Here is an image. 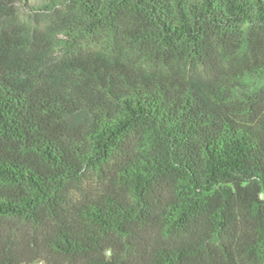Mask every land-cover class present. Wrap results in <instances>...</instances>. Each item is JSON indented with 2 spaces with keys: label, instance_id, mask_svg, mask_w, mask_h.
<instances>
[{
  "label": "trees",
  "instance_id": "1",
  "mask_svg": "<svg viewBox=\"0 0 264 264\" xmlns=\"http://www.w3.org/2000/svg\"><path fill=\"white\" fill-rule=\"evenodd\" d=\"M28 1L0 0V264H264V0Z\"/></svg>",
  "mask_w": 264,
  "mask_h": 264
},
{
  "label": "rangeland",
  "instance_id": "2",
  "mask_svg": "<svg viewBox=\"0 0 264 264\" xmlns=\"http://www.w3.org/2000/svg\"><path fill=\"white\" fill-rule=\"evenodd\" d=\"M43 2L44 0H29L26 5L31 11H33L38 10V8H41ZM29 9H25V11H29ZM57 54H59V52Z\"/></svg>",
  "mask_w": 264,
  "mask_h": 264
}]
</instances>
